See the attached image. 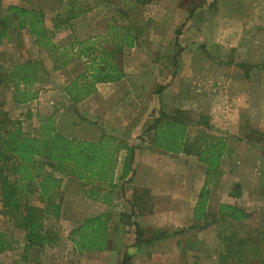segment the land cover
I'll return each mask as SVG.
<instances>
[{
    "label": "rangeland",
    "instance_id": "1",
    "mask_svg": "<svg viewBox=\"0 0 264 264\" xmlns=\"http://www.w3.org/2000/svg\"><path fill=\"white\" fill-rule=\"evenodd\" d=\"M83 2L88 3V7H94L91 17L96 24L99 22V26L100 22L102 25V17L105 16L106 27L108 24H117L131 30L137 29L139 33L137 44L118 56L119 67L124 71L125 77H128V83L136 81L140 84L139 97L135 96V99H142V96L147 93L148 98L156 99V105L153 112L146 111L147 107L141 104L136 105V101H131L129 104L124 102L123 107L134 118L146 111L144 115L150 120L157 117L160 112L171 115L178 110L185 118L194 120L195 114L199 113L194 109L195 93L201 89L210 91L212 77L217 76V71L212 72L209 66L202 65L213 61L224 67L229 62H239L237 64L239 66L243 62L236 60V55L242 45L245 46L243 53L249 51L252 38L247 34L238 35L237 28L238 32L249 33L252 23L264 21V17L261 16L264 15V0H83ZM0 21L4 22V17L0 18ZM4 25L8 26V23L1 24V27H6ZM99 26L96 25L98 28ZM14 56L18 57L17 61L19 58L26 61L41 58L44 64L47 62L49 65L46 53L33 46L26 32L19 34V37L15 38L10 45L7 43L0 45V75L10 66ZM205 58L209 60L206 61ZM205 68L208 70L203 71ZM251 68L264 70L263 65L251 66ZM58 79L63 83V78ZM46 84L51 87L55 85V82L48 77ZM217 87L218 85L215 84L213 88ZM9 94L8 90L4 91L6 97ZM60 94L59 97L56 95V103L59 107H54L56 122H59L68 110L65 107L63 110L61 107L63 98ZM7 109V113L10 111V116L15 117L11 119L13 121L17 120L16 116L25 113L24 110L13 109L11 104L7 106ZM205 116L211 123L210 115ZM230 119L231 127L235 126L232 122L237 119L235 111H232ZM80 120L59 126V132L72 138L67 135L68 126L78 124L79 133L82 135L88 130L100 128L92 122L84 125L82 119ZM223 127L218 124L215 127L213 124L212 134L217 136L227 131ZM24 130L26 133L33 134L37 129L28 125L24 126ZM197 131L189 129L190 139L197 135ZM113 137L126 142L121 137ZM146 145L150 147L147 142ZM141 147L143 146H139V150ZM160 153L159 155L163 154V152ZM190 157L186 163V174L180 169L182 164L179 163L178 167V162L175 163L173 160L170 165L155 167L154 176L151 175L152 173L149 174V179L154 182L151 190L132 186L133 177L130 176V171L124 175V167L130 170L129 154H126L124 158L126 165L124 166V162L122 167L117 165L115 171L114 182L117 183V189L114 195L116 193L119 197L121 195L127 210L122 213L116 203L111 208L112 213L108 214L110 250L103 252L76 253L70 243L71 231L84 219L97 215L95 206L101 203L86 198V191L96 187L93 183L85 184L61 176L62 185L58 202L62 206V212L58 220L44 221V231L50 233L52 243L43 249L37 247L25 249V233L16 227V216L4 215L0 203V231L12 240L11 248L0 254V264H264V260L261 261L256 252L253 255H246L244 251L239 253L242 247L238 249V255L230 252L234 249L235 240H228L226 231L236 228L230 222L225 223L216 219L214 222L218 224V228L205 234L204 226L199 227L196 222L188 218L184 219L185 224L183 220H180L182 218L178 212L174 211L173 201L185 195V180L187 184L197 186L201 184L203 177L197 157L193 155ZM252 167L254 166L237 165L236 171L239 170L237 177L244 185L242 188L239 182L230 179L229 195L233 201H237L241 196L245 198L248 190L252 192L257 189L256 186H259ZM224 176L222 171L220 179L209 181L208 184L205 183L206 178H204L207 195L210 194L214 184L216 185L220 180H226ZM158 181L170 183L171 186L159 188L155 186ZM236 187H239V196H236ZM260 190L264 192V189L260 188ZM195 194L196 192L188 193L186 190V195L190 198H193ZM29 198L31 205L42 209L43 206L39 203L37 194L34 193ZM137 198H139L137 206L131 210L130 204ZM247 209L254 213L251 222L264 227V219H260L259 216L264 210V203L249 205ZM218 220L220 221L217 222ZM209 222L212 221L209 220ZM251 226L252 224L237 226L238 232L235 238L243 239L245 230L248 231ZM136 231L141 233L143 240L151 239L152 241H150V247L136 253V257H133ZM162 233L168 236L163 237ZM250 247H245V250L249 249L251 252Z\"/></svg>",
    "mask_w": 264,
    "mask_h": 264
},
{
    "label": "trees",
    "instance_id": "2",
    "mask_svg": "<svg viewBox=\"0 0 264 264\" xmlns=\"http://www.w3.org/2000/svg\"><path fill=\"white\" fill-rule=\"evenodd\" d=\"M6 11L20 21L18 28L27 29L36 37L35 45L32 44L38 49H44L46 57L51 60L52 72L65 68L77 58L84 61V72L70 80L64 89L72 104L92 94L97 84L118 82L125 77L117 63L118 56L136 46L139 37L136 28L131 30L117 24H108L102 35L85 41L73 38L68 44L56 49L52 42L55 33L62 25L75 19L76 14L69 13L66 19H54L52 31L48 33L41 26L42 13L18 6H9ZM0 18H3L1 13ZM4 20L0 21V27L7 18L4 17ZM1 30L0 38H3L4 32ZM48 75L41 58L28 60L11 65L2 73L0 86L10 85L12 102L16 105L24 104L38 97L39 87L47 82ZM189 129L198 130L194 138L190 139ZM211 130L209 118L203 114L191 120L185 118L179 110L171 115L160 112L152 118L140 139L165 153L196 156L197 161L205 167V183L208 184L222 176L220 162L225 149L224 141L213 135ZM121 151L129 154L128 164L131 165L134 148L105 132L97 141L68 138L58 131V122L51 116L41 120L37 130L29 134L22 131L21 121H11L0 113V203L4 215L16 216V227L25 233V249H43L52 243L50 233L44 231L43 223L47 219L58 220L61 216L62 206L58 202L61 176L85 184L93 183L96 187L86 191V198L110 205L117 189L114 177ZM128 171L131 172L124 167V175ZM236 190V196H239V187ZM34 193L42 209L31 205L29 197ZM207 194L204 185L199 200ZM138 200L130 204L131 210L137 206ZM200 206L198 211L202 209L203 212L204 207ZM218 213L235 222L254 216L251 211L232 205H220ZM108 231V215L84 219L71 231L70 243L74 252L106 251ZM161 236L168 235L162 233ZM135 240L147 244L152 241L143 240L139 231H136ZM11 245L12 240L0 231V254L9 250Z\"/></svg>",
    "mask_w": 264,
    "mask_h": 264
},
{
    "label": "crops",
    "instance_id": "3",
    "mask_svg": "<svg viewBox=\"0 0 264 264\" xmlns=\"http://www.w3.org/2000/svg\"><path fill=\"white\" fill-rule=\"evenodd\" d=\"M9 6H18L35 13H42L43 24L41 26L44 27L48 33L52 31V21L54 19L57 17L66 19L69 13L76 14L77 17H75V19L62 25L55 33L52 42L53 47L56 49L59 46L69 43L73 38L78 41H85L103 34L106 30L107 18L105 16L102 17V25L101 22L100 26L99 22L96 24L91 17V12L94 11V7H88V3L83 2V0H30L29 2L24 0H0V13L2 17L8 20H6L8 26L4 25L6 26L4 28L0 27V29L2 28L1 31L4 32V37L0 38V45L5 43L10 45V43H13V40L18 38L19 34L22 32L27 33V36L34 45L36 42V37L27 29L18 28L20 21L6 11V8ZM98 7L100 9L101 6L99 5ZM261 16L264 17V15ZM6 22L5 24H7ZM252 24L253 26L249 33L243 31L238 32L237 28L238 35L243 36L247 34L252 38L250 40L249 51L243 53L245 46L242 45V48L239 49L236 55V60L242 61L243 63L237 66L239 62H229L224 67L221 66L220 63L212 61L210 64L202 65L205 67L209 66L212 72L217 71V76H213L214 78L212 77V89L210 91L201 89L198 93H195L196 100L194 109L199 113L195 114L194 120L198 119L202 114H208L210 115L212 126L214 124L216 127L218 124L224 126L223 128L227 130L217 135L225 144L220 168L224 172L226 180H220L216 185L214 184L210 194L206 195L202 200H199V195L204 185L205 167L198 163L200 169L203 171L201 184L194 186L191 185V183L187 184V180L184 181L187 192H196L195 196L193 198L188 197L185 190L184 196H179L177 201H173L175 203L173 204V208H175L174 211L178 212L181 216L182 219L180 220L184 221L185 218H188L196 222L199 227L200 225L204 226L205 234L216 229L218 225L214 222L216 219H220L225 223L227 221L230 222V224L236 226L235 229L226 231V234H228L227 236H229L228 240H235L234 246L232 245L234 249H231L230 252L235 255H238L241 251H244L246 255H253V253L256 252L260 260L263 261L264 227H260L259 224L255 222L252 223V217L235 222L228 217H221L218 213L220 205H232L248 210L247 207L249 205L258 204L260 202L264 203V192L260 190V188L264 189V70L251 68V66H264V21L262 23L256 21ZM96 25L99 26V28L96 27ZM237 46L238 45H236V47ZM35 48L44 52V49ZM17 58L18 57L15 56L13 57V61L10 62L9 67L13 64L27 62L22 58H19V61H17ZM220 58H222L221 55ZM48 60L49 65L46 62L44 67L49 73L48 77L54 80L55 85L48 87L46 82L39 87L40 91L35 100L19 105L12 102L11 86H0V113L2 115L6 116L9 120L15 118L10 116V111L7 113V106L11 104L13 109L24 110L23 112H25L21 116H16L17 120L21 121V129L23 132H25L24 126L27 127L28 125L37 129L40 120L51 116L56 118L54 107H59V104L56 103V95L59 97V93H61L62 95H60L63 98L61 107L63 110L65 108L68 110L58 122V131L60 129L59 126L69 124L70 122L74 123L75 120L82 119L84 125L92 122L96 127L100 128L88 130V132L82 135L79 133L80 129L77 127L78 124H74L76 126H68L69 133L67 135H69V137L86 141H97L104 133V129L107 134L121 137L126 141L124 143L128 147L134 148L133 162L130 165V176L133 177L132 186L139 189L152 190L154 182L149 179V174L152 173L151 175L154 176L155 167L170 165L172 164V160L175 163L178 162V167L179 163L182 164V168L180 167V169L186 174V163L188 158H191L190 156H184L183 154L173 155L147 147L146 142L140 139L151 123L150 118L144 115V113H146V111H154L156 99L153 97L148 98L147 93L142 96V99H135V96L139 97L140 92V84L138 82L132 81L128 83V77H124L118 82L100 83L96 85V89L92 94L82 101L72 104L65 94L64 89L68 86L70 80L84 72V61L77 58L65 68L57 72H52L50 70L52 63L50 59ZM205 60L207 61L209 58H205ZM117 63L119 65V58ZM207 70L208 69L205 68L203 71ZM3 72L5 73L6 71ZM58 78H63V83L60 82L62 80ZM215 84L218 85L216 89L213 88ZM5 90L10 92L8 97L4 95ZM45 98H47V101H45ZM131 101H136V105L141 104L147 107L146 111L141 112L137 118L131 117L123 107L124 102L129 104ZM69 109H71V111H69ZM162 109L165 111L164 108ZM232 111H235L237 115V119L232 121L235 123L233 127L230 125ZM167 113H170V111ZM128 141L130 143H128ZM139 146L143 147L139 150ZM160 152H163V154L159 155L161 154ZM123 153L125 154L121 155ZM126 154V151H121L119 153L118 166L122 167ZM158 157H160V159ZM237 165L254 166L251 169H254L256 173L255 178L258 179L260 187L256 186L257 189L252 190V192L248 190L245 198L241 196L237 201H233L229 195L230 186L228 182L231 181L230 179L235 180L234 182H239L242 188L244 185L237 177V172L239 171H236ZM179 172H181V170ZM157 183L158 184H155V186L159 188H169L171 186L170 183H163V181H158ZM115 184L117 183L115 182ZM115 203L121 208L122 213L126 212L125 202L121 199V195L119 197L116 193L110 205L101 203L95 206L97 215H108L112 213L111 208ZM200 205L204 207L203 212L202 209L198 211L201 207ZM142 213L145 212L142 211ZM259 216L260 219H264V210L260 212ZM209 220L212 222H209ZM240 224H252L251 228H249L250 232L249 230H245L243 239L235 238V235H237L236 232H238L237 226ZM256 226L257 228H255ZM222 230L225 231V229ZM242 240L243 243H241ZM134 243L136 249H133V257H136V253H140V251L151 246L150 243H138L136 240ZM250 245L252 246L250 247ZM247 246L251 248V252L249 249L245 250ZM239 248H241V250L238 253ZM107 249L110 250V243H108ZM218 257H220V254H218Z\"/></svg>",
    "mask_w": 264,
    "mask_h": 264
}]
</instances>
